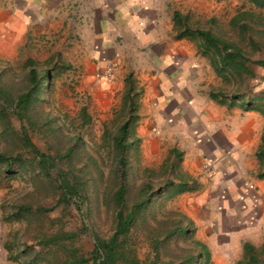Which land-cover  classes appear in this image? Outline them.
I'll return each instance as SVG.
<instances>
[{"label": "crops", "instance_id": "obj_1", "mask_svg": "<svg viewBox=\"0 0 264 264\" xmlns=\"http://www.w3.org/2000/svg\"><path fill=\"white\" fill-rule=\"evenodd\" d=\"M183 1L16 0L18 42L53 34V49L65 50L61 60L90 90L94 82L105 87L96 73L111 59L117 82L131 75L140 87L135 134L145 155L155 160L158 152L168 153L167 162L191 187L168 199L170 209L190 221L210 260L235 263L243 242L259 247L264 241V165L256 156L264 119L229 105V94L220 90L224 81L195 40L177 37L173 14L185 16ZM210 91L222 92L223 101ZM163 157L159 165L166 164ZM10 252L0 238V264H10Z\"/></svg>", "mask_w": 264, "mask_h": 264}, {"label": "trees", "instance_id": "obj_2", "mask_svg": "<svg viewBox=\"0 0 264 264\" xmlns=\"http://www.w3.org/2000/svg\"><path fill=\"white\" fill-rule=\"evenodd\" d=\"M243 1L255 8H264V0ZM173 18L179 30L177 37L195 40L198 51L207 57L212 70L222 81L241 82L244 77H253L251 65L264 68V60L249 59V54L264 49V16L249 10H238L228 20L230 37L224 30L214 27H190L184 17L175 13ZM23 66L19 85H13L0 72V138L9 144L0 151V173L10 178L14 173L24 171L35 182V178L49 179L54 170L51 183L55 206L59 207L60 213L48 217V230L43 231L42 213L55 207L45 211L35 209L31 202H12L7 216L24 220L29 229L36 228L30 244L18 246L19 243H16L17 251L10 255L11 259L21 258V264H207L208 250L191 237L193 228L184 215L168 210L167 219L170 220L168 224L167 221L164 223L161 232L156 231L148 221L154 217L149 209L154 199L168 200L191 187L185 177L177 176V165L168 163V158L166 164L160 165L162 178L159 182L151 181V175L156 176L152 169L136 167L140 139L135 134V123L140 87L130 74L123 79L124 91L114 118L115 126L103 131V142L108 147L111 163L106 179H102L104 184L98 191L100 197L97 195V199L110 211L111 230L106 236L91 233V226L83 221L84 213L76 229L65 228L64 214L68 208L72 206L79 213L87 200L89 180L86 172L81 165L73 163L81 160L73 153L80 139L70 137L73 144L64 150L50 144L48 151H42L32 142L31 135L44 131L55 133L56 128L49 124L40 105L50 93L53 77L69 69L70 65L57 59L50 66L43 67L27 58ZM209 96L219 102L225 97L220 91H210ZM235 101L239 108L256 111L264 119V88L251 97H245L238 91L229 94L228 104L234 105ZM79 117L81 122L89 118L84 107L80 109ZM170 152L176 160L179 158L175 150ZM256 152L258 161L264 165V142L260 143ZM82 164L85 166V163ZM94 165L97 167L96 163ZM97 172L102 178V171L97 168ZM138 173H142L139 182ZM259 176H264V167ZM138 233L152 249V258L138 259L135 243H130L133 238L137 239ZM84 234L91 235V245L86 250L76 243ZM176 235L191 237L194 246L186 249L178 262L173 259L158 261L157 245L165 244L166 240ZM160 236H163V242L158 240ZM34 244L37 249L33 248ZM5 246L10 250L14 247L11 243H5ZM259 262L264 263V241L259 247L243 242L242 257L234 264Z\"/></svg>", "mask_w": 264, "mask_h": 264}, {"label": "rangeland", "instance_id": "obj_3", "mask_svg": "<svg viewBox=\"0 0 264 264\" xmlns=\"http://www.w3.org/2000/svg\"><path fill=\"white\" fill-rule=\"evenodd\" d=\"M16 0H0V72L6 76V80L13 85H19L25 59L31 58L40 66H50L52 61L64 62L65 50H54V42L57 38H53V34L46 35L39 32L35 37L29 35L25 42H18L20 33L16 25ZM182 11L184 12V20L190 27H214L215 29L224 30L230 37L228 20L238 10H249L257 15L264 16V8H255L243 0H184L182 2ZM9 14V15H8ZM14 21L13 22L11 20ZM213 19V22H209ZM213 28V29H214ZM45 30V29H43ZM33 37V38H32ZM60 38V36H59ZM235 39V37H234ZM246 49V48H245ZM246 52L248 50L246 49ZM56 57V59H55ZM71 57V56H69ZM64 61H62V60ZM250 60H264V49L255 51L249 54ZM47 62V63H46ZM253 77H244L241 82L224 81L220 90L227 94L233 92L242 93L245 97H251L264 88V68L251 65ZM79 74L75 69L64 70L60 75L54 76L49 95L46 101L41 103V110L46 113L49 124L56 128L55 133L45 132L31 135L32 142L42 151H48L50 144H55L60 150L73 144L70 137L80 139L78 147L73 151L74 157H80V161H73L75 166H82L86 172L88 181L87 200L83 202L78 213L72 206L68 208V212L64 214V223L66 229H76L79 221L84 213L85 220L91 227V233L100 236H106L111 230V214L103 204L97 199L98 191L102 188V179L105 180L108 174L111 157L108 147L103 142L104 129L111 130L115 126L116 113L122 101L124 91V82L114 79V76L109 81H103L105 87H99V82H94L93 89L87 88L82 82H79ZM237 102H235V105ZM84 107L88 119L81 122L79 117L80 109ZM262 137V140H261ZM260 137V143L264 142V128ZM9 147V144L4 143L0 138V151ZM138 155L136 167H148L153 170L154 175H151V181L159 182L162 178L160 168L163 155L158 152L155 155V160L152 156L145 155V149L138 143ZM78 148V150H77ZM51 151V150H50ZM77 151V152H76ZM52 153V151L50 152ZM168 157L166 153L162 159ZM160 162V163H159ZM82 163H85L83 166ZM97 164V167L94 164ZM158 166V167H157ZM97 168L102 171L103 177L98 176ZM140 172V171H139ZM164 172V171H163ZM142 173H138L137 182L140 181ZM55 176L54 170L51 172L49 179L42 180L35 178V182L30 179L28 173L18 171L10 178L1 176L0 173V238L4 243H11L12 250L10 253L14 255L17 251L16 243L21 246L23 243L30 244L33 241L32 234L35 228L29 229L27 224L22 219H14L8 217L9 206L12 202H31L34 208L53 209L42 213L41 218L43 231L47 228L48 217L58 215L59 207L55 206V196L52 178ZM38 180V181H37ZM100 197V194L98 195ZM168 200L154 199L149 206L154 217L148 221L156 231L161 232L164 223L167 221V211L170 209ZM67 210V208H66ZM82 212V213H81ZM165 220V221H164ZM46 232V231H45ZM137 239L130 240L134 242L136 255L140 261L152 258V249L148 248L140 233L137 234ZM192 237V236H191ZM191 237L173 236L166 240L165 244H158L157 259L158 261L175 260L179 261L183 256L184 251L194 246ZM159 241L163 242V236H160ZM91 235H81L76 242L80 248L88 249L91 245ZM163 245V247H162ZM34 249H37L34 244ZM168 252V253H167ZM260 259L262 257L260 256ZM218 258L210 260L207 264H218ZM10 264H21L19 260H11ZM39 264H43L40 262ZM121 264V263H118ZM140 264H143L141 262ZM221 264H234L230 260H224ZM256 264H264L259 262Z\"/></svg>", "mask_w": 264, "mask_h": 264}, {"label": "built area", "instance_id": "obj_4", "mask_svg": "<svg viewBox=\"0 0 264 264\" xmlns=\"http://www.w3.org/2000/svg\"><path fill=\"white\" fill-rule=\"evenodd\" d=\"M116 60H109L107 63H105L101 69L100 72L96 73V77L103 80V81H109L113 76V70L116 67ZM202 169L204 172L208 175L212 174V168L207 162H204L202 164Z\"/></svg>", "mask_w": 264, "mask_h": 264}]
</instances>
